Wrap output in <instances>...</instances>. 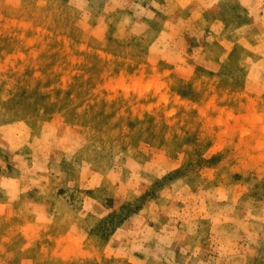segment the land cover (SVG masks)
Returning a JSON list of instances; mask_svg holds the SVG:
<instances>
[{
    "label": "rangeland",
    "instance_id": "374dc122",
    "mask_svg": "<svg viewBox=\"0 0 264 264\" xmlns=\"http://www.w3.org/2000/svg\"><path fill=\"white\" fill-rule=\"evenodd\" d=\"M0 264H264V0H0Z\"/></svg>",
    "mask_w": 264,
    "mask_h": 264
}]
</instances>
